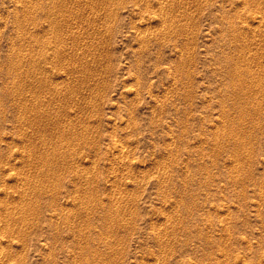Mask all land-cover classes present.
Segmentation results:
<instances>
[{
    "label": "rangeland",
    "instance_id": "1",
    "mask_svg": "<svg viewBox=\"0 0 264 264\" xmlns=\"http://www.w3.org/2000/svg\"><path fill=\"white\" fill-rule=\"evenodd\" d=\"M0 264H264V0H0Z\"/></svg>",
    "mask_w": 264,
    "mask_h": 264
},
{
    "label": "bare ground",
    "instance_id": "2",
    "mask_svg": "<svg viewBox=\"0 0 264 264\" xmlns=\"http://www.w3.org/2000/svg\"><path fill=\"white\" fill-rule=\"evenodd\" d=\"M58 3V2H57ZM61 3V2H60ZM161 3V2H160ZM54 4V3H53ZM66 4V3H65ZM156 4V3H155ZM61 5H62V3H61ZM97 5V4H96ZM98 6V5H97ZM173 6V5H172ZM150 8V7H149ZM71 9V8H70ZM60 10V9H59ZM64 10V9H63ZM72 11V10H71ZM167 11V10H166ZM67 12V11H66ZM61 13V12H60ZM162 13V12H161ZM167 13V12H166ZM142 15V14H141ZM160 15V14H159ZM165 15V14H164ZM64 20V19H63ZM231 22V21H230ZM170 25V24H169ZM166 30V29H165ZM231 30V29H230ZM62 34V33H61ZM56 37V36H55ZM76 37V36H75ZM36 38V37H35ZM60 38V37H59ZM59 38H58V40H59ZM62 38V37H61ZM38 39V38H37ZM57 39V38H56ZM64 39V38H63ZM36 42V41H35ZM57 42V41H56ZM59 42V41H58ZM66 42V41H65ZM61 43V42H60ZM59 44V43H58ZM61 48V47H60ZM52 51V50H51ZM50 51V52H51ZM60 52V51H59ZM74 52V51H73ZM57 56V55H56ZM75 56V55H74ZM34 58V57H33ZM234 64H235V62H234ZM32 66V65H31ZM30 70V69H29ZM37 70V69H36ZM236 70V69H235ZM244 71V70H243ZM24 73V72H23ZM30 73H31V71H30ZM27 74V73H26ZM29 74V73H28ZM34 74V73H33ZM32 74V75H33ZM253 74V73H252ZM20 75V74H19ZM27 76V75H26ZM253 77V76H252ZM255 77V76H254ZM30 79V78H29ZM248 80V79H247ZM254 80V79H253ZM28 81V80H27ZM245 83V82H244ZM19 84V83H18ZM246 85V84H245ZM257 85V84H256ZM259 85V84H258ZM262 86V85H261ZM233 87V86H232ZM231 87V88H232ZM260 87V86H259ZM255 88V87H254ZM258 89V88H257ZM262 89V88H261ZM249 91V90H248ZM255 93V92H254ZM253 93V94H254ZM258 93V92H257ZM18 95V94H17ZM243 95V94H242ZM37 103V102H36ZM259 104V103H258ZM249 105V104H248ZM254 106V105H253ZM41 107V106H40ZM21 108V107H20ZM45 108V107H44ZM47 108V107H46ZM24 110V109H23ZM27 110V109H26ZM38 111V110H37ZM50 111V110H49ZM46 112V111H45ZM26 113V112H25ZM24 113V114H25ZM22 114V113H21ZM52 114V113H51ZM33 115V114H32ZM38 115H39V113H38ZM52 117V116H51ZM47 120V119H46ZM55 123V122H54ZM52 124V123H51ZM39 135V134H38ZM50 136V135H49ZM42 137H44V136H42ZM67 139V138H66ZM68 140V139H67ZM69 141V140H68ZM67 142V141H66ZM116 146V145H115ZM64 147V146H63ZM117 148V147H116ZM55 154V153H54ZM59 154V153H58ZM46 155H48V154H46ZM52 155V154H51ZM59 155H61V154H59ZM43 156H45L44 154H43ZM53 157H55V155L53 156ZM44 158H46V157H44ZM42 161V160H41ZM88 189V188H87ZM85 194V193H84ZM89 194V193H88ZM87 195V194H86ZM91 198V197H90ZM85 199V198H84ZM87 199V198H86ZM90 200V199H89ZM91 201V200H90ZM86 203V202H85ZM89 204H90V202H89ZM86 205V204H85ZM119 214V213H118ZM114 218V217H113ZM114 220V219H113ZM109 222V221H108ZM110 232V231H109ZM88 260V259H87Z\"/></svg>",
    "mask_w": 264,
    "mask_h": 264
}]
</instances>
